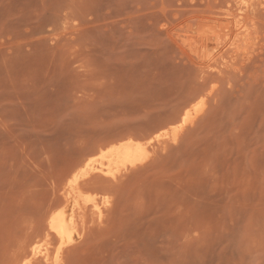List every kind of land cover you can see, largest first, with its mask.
<instances>
[{"label": "rangeland", "instance_id": "374dc122", "mask_svg": "<svg viewBox=\"0 0 264 264\" xmlns=\"http://www.w3.org/2000/svg\"><path fill=\"white\" fill-rule=\"evenodd\" d=\"M247 1L246 56L185 37ZM126 139L144 161L99 177ZM68 205L59 264H264V0H0V264Z\"/></svg>", "mask_w": 264, "mask_h": 264}, {"label": "bare ground", "instance_id": "6f19581e", "mask_svg": "<svg viewBox=\"0 0 264 264\" xmlns=\"http://www.w3.org/2000/svg\"><path fill=\"white\" fill-rule=\"evenodd\" d=\"M258 2H256V3H258ZM243 9H241V11H243V13H242L243 15L241 14L242 16L238 17L237 15H239V14H237L236 16L238 18L236 17L235 19H232V17L231 18L228 17V16H230V14L229 15L227 14L228 16L225 17L222 20L220 18H213V19H210L209 21H201V22H198L199 21L198 20L196 24H193L192 23L193 24L192 26H189V27L186 26L188 28L187 31H186V33H188L189 36H186L185 35V37H187L188 40L191 39L192 42L197 43L198 45L200 44V46H198V48L200 50L203 49L205 52L206 51L207 52L208 51H211V52H208V53H212L214 50H216V52H217V50H218V52H220L221 50H223L224 48H226L228 46V47H231V48L235 49L238 52V54L239 53L240 54L241 53H244L245 56H246V53L247 52L245 53V50H247V51L249 50L247 48V46L249 44L251 45L250 42L253 41L251 39V37H250V31H251V28H252L251 27V23H250V21H248L249 18L247 17V15H248V13H249V11L251 9L250 1L245 2ZM228 12H225V13H228ZM230 13H232V11ZM203 19H200V20H203ZM262 21H263V19H262ZM179 37H180V35H179ZM243 45L245 46V48H244L245 50L244 49H241V48H243L242 47ZM190 47H191V45H190ZM248 47L250 48V46H248ZM200 50H199V52H200ZM224 50L226 51L227 48L224 49ZM224 52H222V53H224ZM227 52H228V50H227ZM229 52H230V50H229ZM222 53H220V54H222ZM226 54H222V55H226ZM195 55H197V54H195ZM215 55H216V53H215ZM219 55L217 57H219V58L222 57L221 55L220 56ZM229 56H230V54H229ZM226 57H227V55H226ZM234 57L236 58V54L234 55ZM239 57L242 58L241 55ZM195 58H197V57L195 56ZM228 58H230V57H228ZM198 59H199V56H198ZM200 59H201V57H200ZM203 59H201V60H203ZM220 59H222V58H220ZM225 61H226V59H225ZM235 61H237V60L235 59ZM240 61H241V59H240ZM205 62L203 64H205ZM225 63L227 64V62H225ZM228 63H229V61H228ZM232 64H233V62H232ZM199 102H200V100L198 101V103ZM198 103L195 104V105L193 103L194 106L192 107V111H190V109H189V110H187L185 112V114H183L182 120H181V122H180V124L178 126H174V127H171L170 128V129H172L170 131H172L173 134H176L180 129H183L185 126H187L188 124H191L195 120V117L198 115L197 113L199 112V108H200L198 106L199 105ZM156 137H160V135H158ZM145 158H146V149H145V147L142 146L140 143L132 140V139H126V140H121L119 142H112L108 146H105L103 148H100L98 150V155L95 157V161L99 162V164H100V168L98 169V172H99L98 175H99V177H102L101 175L103 174V175H107V176L109 175V176L115 178V175L118 172H121V171H124V170H127L128 171L129 168H135L138 164H141L144 161ZM90 168H93V167H90ZM119 178H120V176H119ZM108 183H106V185ZM85 184L88 185V182L85 183ZM81 185H82V182H81L80 186ZM108 185H111V184L109 183ZM80 186H79V183H78L77 176H74L69 181V183H68V187L65 190L66 193L64 192L66 194V198L69 195H71V194L72 195L73 194H76L78 196H81L83 193H81V191H80V188L82 187V186L81 187ZM85 192L86 191H84V193ZM78 196H77V198H78ZM88 197H89V195H88ZM70 199H71V197H70ZM93 200L94 199H91V201H93ZM94 204H95V202H94ZM97 205H93V207L96 210L99 211ZM101 207H100V209H101ZM84 208H86V206ZM90 208H91V204H90ZM101 212H102V210H101ZM92 215H94V214H92ZM77 219H78V217H77ZM78 220H81V219H78ZM86 220H87V218H86ZM75 223L77 225V222H75V220H74V215H73V212H72V206L71 205H68L66 207H63V208H61L59 210L57 209L56 211L50 213L49 216H48L47 228L45 229V231H42L43 234H44L43 235L44 236V238H43L44 239V242H43V244H41L42 246H40V247H43V249L41 250L40 247H37V245H39L38 244V239L40 240V238L38 237V239H36L37 240V242H36L35 241V238L36 237H35L34 238V241L35 242H33V240L31 241L34 244L37 243L35 245V247L33 246L34 247L33 250L31 252H25V250H24V253L22 255H20L18 259H16L14 261V264H33V262L34 263L37 262V263H40V264H42L41 262H43V264H59L58 263V259H59V254H60L61 248L66 243H69V242H71L73 240H76V242H77V239L78 238L76 239V236L78 237V235H76L77 234L76 233L77 231L75 230L76 229L75 228ZM81 228H83V227H81ZM34 232H36V230ZM33 233H32V235H35V233L34 234ZM80 233L82 234V232H80ZM31 236L28 235L29 238ZM35 236H39V235H35ZM31 238L33 239V237H31ZM52 238H53L54 242H53ZM43 239H41V240H43ZM41 240H40V242H41ZM50 240H51L52 243L50 242ZM25 241H26V239H25ZM53 243H55V244L53 245ZM17 248H19V247H17ZM39 258H40V260H39ZM60 262H61V256H60Z\"/></svg>", "mask_w": 264, "mask_h": 264}]
</instances>
